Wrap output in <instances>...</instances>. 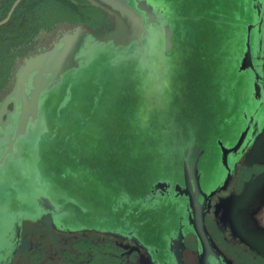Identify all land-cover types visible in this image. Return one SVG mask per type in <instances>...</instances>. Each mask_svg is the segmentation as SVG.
I'll list each match as a JSON object with an SVG mask.
<instances>
[{"label": "rangeland", "instance_id": "374dc122", "mask_svg": "<svg viewBox=\"0 0 264 264\" xmlns=\"http://www.w3.org/2000/svg\"><path fill=\"white\" fill-rule=\"evenodd\" d=\"M167 2L187 56L189 78L185 110L191 119L197 118V123L201 124L196 128V135L206 137L210 142L203 159V171L207 176L217 172L219 167L220 152L213 139L220 135L228 143L230 137H237L244 127L240 113L252 104L251 74H241L234 69V55L240 52L237 45L241 43L243 28L232 24L242 20L248 22L251 16L247 11L243 13L246 0ZM99 9L105 22L89 30L96 35H105L106 30H113L116 17L101 7ZM73 28L62 24L50 31L38 32L30 42L7 43L17 58L0 99L15 88L17 72L25 59L49 48ZM115 52L102 44L84 46L79 58L81 68L68 73L60 85L47 93L42 124L31 129L20 142L17 153L0 172V248L6 246L4 234L14 204L20 202L25 208L32 209L35 199L41 194L54 202H68L70 207L77 204L76 208L82 212L87 210L88 213L107 215L120 191L131 194L137 188L144 190L164 173L166 163L159 156L150 150L138 152L133 146H123L115 134L117 127L103 118L101 112L95 113L89 122L85 120L88 112L80 108L81 102L89 100L86 96L90 92L91 95L98 93L94 100L104 104L103 92L109 86L112 74L118 70L114 68L110 74L107 67L118 57ZM104 102H108L107 99ZM60 104L65 106L64 113L56 116L54 110ZM118 146L122 149H117ZM61 148L63 152H60ZM259 154L264 157V131L250 151L251 157ZM227 192L229 190L223 195ZM260 193L255 205L239 203L243 214L245 208L251 212L248 221L238 217L236 234L248 235L264 244V189ZM218 206L216 200L213 214L206 222L208 230L216 233L220 244L227 248L236 264H264L233 237L227 224L220 219ZM73 209L74 214L78 213ZM262 213L263 218L260 217ZM82 236L81 233H60L51 227L48 220L27 223L22 246L12 264H28L30 250H34L37 243L46 247L43 264H63L57 253ZM86 236L95 240L109 239L127 249L125 264H150L143 251L137 247L131 249L133 244L102 234L87 233ZM194 245L193 241L189 244ZM183 258L186 264H198L196 256L189 250L184 251Z\"/></svg>", "mask_w": 264, "mask_h": 264}, {"label": "water", "instance_id": "95a60500", "mask_svg": "<svg viewBox=\"0 0 264 264\" xmlns=\"http://www.w3.org/2000/svg\"><path fill=\"white\" fill-rule=\"evenodd\" d=\"M21 1H15L0 26L8 22ZM87 1L113 14L118 24L108 35H95L96 39L105 41L113 33L116 45L128 46L132 42L136 45L127 52L116 54L118 57L107 66L109 72L118 68L110 78V87L107 86L102 95L108 102L103 100L104 105L95 101L96 92V95L90 92L86 96L89 100L81 102L80 108L88 112L85 120L90 122L95 113L101 112L103 118L117 127L115 134L123 146H133L138 152L150 150L164 160V173L144 190L137 188L131 194L120 191L107 215L82 212L76 208L77 204L70 207L68 202H54L41 194L32 209L25 208L20 202L14 204L4 234L6 246L0 248V260L13 251L25 220L60 214L58 220L75 229L110 231L125 229L127 225L136 227L139 220L147 218V228L139 230L138 234L146 244L162 251L163 260L170 258L168 252L173 251L177 239L182 240L185 233L197 238L201 264H232L210 234L206 217L213 198L228 189L240 161L250 153L264 131V0H246L243 13L247 11L251 19L245 23L243 20L239 24L232 23L243 28L241 43L237 45L240 52L234 55V69L241 74H251L252 104L240 113L244 127L237 137H230L228 143L220 135L213 139L220 152L219 167L217 172L207 176L203 171V159L210 142L208 138L196 135V128L201 124L197 123V118L191 119L185 110L189 68L170 4L167 0ZM91 33L78 28L64 38L63 47L55 52L58 72L54 87L60 85L68 73L81 68L76 55L84 37ZM44 90L38 81L30 96L24 98L17 128L2 157L5 164L17 153L20 142L31 129L42 124L47 96L42 97ZM64 107L60 104L54 115H62ZM118 148L122 149V146ZM60 152H63L62 148ZM148 204L153 208H147ZM71 208L78 213L74 214ZM108 233L122 236L117 232ZM166 237L172 238L171 244ZM175 259L177 264H182L180 257L176 255Z\"/></svg>", "mask_w": 264, "mask_h": 264}, {"label": "flooded vegetation", "instance_id": "af4514ba", "mask_svg": "<svg viewBox=\"0 0 264 264\" xmlns=\"http://www.w3.org/2000/svg\"><path fill=\"white\" fill-rule=\"evenodd\" d=\"M4 2H5V0H0V9L3 6ZM62 24L70 25L71 27H74V28L72 29V31L64 33L63 36L60 37L59 40L55 41V43H53L49 48H46L43 50L41 49V50H39L40 53L33 55V56H30L27 59H25L24 63L22 64V66L19 68V70L17 72L18 73L17 74L18 82L16 83L15 88L10 93L5 94V97H1V99H0V172L3 170V167H4L3 165L6 162V160L2 161V157L4 156V153L7 150V145H8L10 137L13 135V133L15 132V130L17 128L18 121H19L20 114H21V110H22L24 100H25L24 98L26 96H30L31 92L36 87V83L38 81H39V85L43 86L45 89L43 94H42L43 98L46 96L48 90L50 91L53 88H55L53 86V84L57 80V72H58V70H57V62L58 61H57V58L55 56V52H56V50L59 51L61 49V47H63V45H64L63 41L66 40L64 38L72 35L73 31L77 30L78 28L87 29V30H89V29L94 30L95 29V28L91 27L90 25L83 24V23L65 22V23H61L59 25H62ZM59 25H57L56 27H58ZM117 26H118V24L115 22L113 30H115L117 28ZM110 31L111 30H106L105 34H107ZM91 34L90 35L87 34V36H85L84 39L82 40L81 48L79 50V53H77V55H76V60L79 62H80V60H79L80 54L82 53V50H83L85 45H90V46L99 45V44L100 45L101 44L107 45L112 50L116 51L115 55L118 53L127 52V51L133 49L136 45L135 42H132L128 46H124L123 43L116 45V38H115V34H113V33L112 34L110 33L109 38L105 41L104 40H102V41L98 40L95 37L96 34H94V33H91ZM16 58H17V56H16ZM7 85H8V83L5 85V87L0 89V93L3 91L4 88H6ZM245 158H246V156L243 158V160L240 161V163L238 165L237 172H236L231 184L233 183V181L237 177V173L239 171V168L241 167V164ZM231 184L229 185V187L231 186ZM229 187L227 190L230 189ZM227 190L217 194L213 198L212 207H211V210L206 217V222H207L208 218L213 214V208H214L215 201L218 198H220ZM146 207L147 208H153V206L151 204L146 205ZM144 210H149V209H144ZM59 215L60 214H54V215L49 214V215H44L37 220H25L23 222L21 235L18 238V240H17L18 242L16 243L13 251L11 253H8V256L3 257L0 260V264H12L15 256L17 255V253L19 252V250L22 246L25 225L27 223H37V222H42L44 220H48L51 223V227L60 233H67V234H79V233H81V235H83L82 237L77 238L76 240H73L69 244L70 247L64 248L61 250L60 253H57V254H59V258L62 260L63 264H91L88 259H84V258L79 259L78 257L73 256V253L79 254V253L75 252L76 251L75 244H80L81 242H85V244L87 242L102 244L103 245L102 250H105V248H107L111 251V253H114V254L124 253L125 254V260H124L123 264L126 263V256H127V253L129 252L127 249H125L120 244L116 243L115 241H112L109 239H105V238L104 239H96V240L92 239L91 237L86 236L87 233L107 235V236H111V237L121 239V240L126 241L130 244H133V246L131 245V247H132L131 249L137 247L141 251H143L146 254L147 259H148L150 264H177L176 259H175L176 255L178 257H180L182 264H186L185 260L183 258V254H184L185 250L191 251L196 256L198 264H201L200 255H199V251H198L197 238L193 234H185V233H184V238L182 240L177 239L178 242H177V245H175L173 247V251L170 250L168 252V255H170L169 256L170 258L167 256L169 259H167V261H165L166 259L163 260L164 257L162 255H164V254H162V251L158 247L149 246L148 244H146L142 240L141 236L138 234L139 230H144L147 228V225L149 223V219H147V218L139 220V222L136 224V227L132 226V225H129V226L127 225L125 229L123 228L119 231H115V230L110 231V230H103V229H99V228L75 229L72 226H68V225L63 224L61 222L62 220L59 221L58 220V218H60ZM108 232H115V233L117 232V233H120L122 236H117L115 234L108 233ZM209 232L212 235L215 242L217 243V245L219 246V248L221 249V251L223 252V254L225 255V257L229 261H231L232 264H236V261L234 260V258L231 257V253L227 250L226 247H224V246H222V244H220V241H219L216 233L212 230H209ZM42 237H44V236H42ZM174 237H175V239L177 238V236H174ZM166 239H167V237H166ZM171 239L172 238L167 239L168 240L167 242L169 244H171V241H169ZM137 240H139V242ZM191 240L194 242V244H195L194 246H189V244L192 242ZM107 242H110L109 244H107L108 246H106ZM35 246L36 247L34 250H30V254H29V258H28V264H31V258H37V257L40 258V264H43L42 260H44L46 257V247L42 243H39V244L37 243Z\"/></svg>", "mask_w": 264, "mask_h": 264}, {"label": "trees", "instance_id": "16d2710c", "mask_svg": "<svg viewBox=\"0 0 264 264\" xmlns=\"http://www.w3.org/2000/svg\"><path fill=\"white\" fill-rule=\"evenodd\" d=\"M16 0H5L0 9V22L9 14ZM83 23L98 28L105 22L98 6L87 0H22L11 18L0 26V89L9 82L16 54L7 43L30 42L38 32L50 31L61 23ZM110 242L106 243L109 244ZM103 245L81 242L75 244L73 256L88 259L91 264H123L124 253H111ZM89 253V254H88ZM31 264H40V258H31Z\"/></svg>", "mask_w": 264, "mask_h": 264}, {"label": "crops", "instance_id": "0c3cea01", "mask_svg": "<svg viewBox=\"0 0 264 264\" xmlns=\"http://www.w3.org/2000/svg\"><path fill=\"white\" fill-rule=\"evenodd\" d=\"M235 180L231 184L229 192L217 199L218 207H220V219L227 224L233 237L239 243L264 261L262 240L251 238L248 235L236 234L238 233L236 229V223L239 224L238 217L242 216V219L244 217L248 221L251 212L245 208L246 212L243 214L244 211L239 210V203L244 206L255 205L260 192L264 189V157L260 154L251 157L249 153L242 162ZM260 217L263 218V213Z\"/></svg>", "mask_w": 264, "mask_h": 264}]
</instances>
